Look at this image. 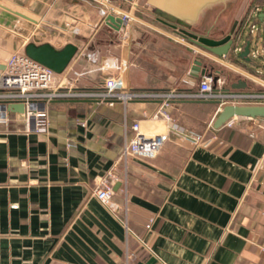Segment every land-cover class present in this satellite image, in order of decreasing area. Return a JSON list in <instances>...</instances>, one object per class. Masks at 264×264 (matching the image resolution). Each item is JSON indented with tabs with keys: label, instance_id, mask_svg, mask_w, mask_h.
<instances>
[{
	"label": "crops",
	"instance_id": "1",
	"mask_svg": "<svg viewBox=\"0 0 264 264\" xmlns=\"http://www.w3.org/2000/svg\"><path fill=\"white\" fill-rule=\"evenodd\" d=\"M21 1L0 4L36 22L0 7V68L33 39L78 47L55 76L64 88L93 90L114 74L90 63L95 53L125 63L134 90H192L202 69L212 75L218 64L231 70L217 80L222 90L264 93V34L254 70L239 56L215 58L147 7L127 32L102 22L95 0ZM201 14L192 29L212 36ZM41 25L57 33L43 39ZM155 109L153 102L53 101L47 127L28 132L20 114L8 113L0 122V264H264V119L234 117L215 129L218 105L175 102L166 112L176 128L158 155L124 157L133 121ZM103 178L113 185L108 206L94 194Z\"/></svg>",
	"mask_w": 264,
	"mask_h": 264
},
{
	"label": "built area",
	"instance_id": "2",
	"mask_svg": "<svg viewBox=\"0 0 264 264\" xmlns=\"http://www.w3.org/2000/svg\"><path fill=\"white\" fill-rule=\"evenodd\" d=\"M95 1L102 18L114 16L120 19L121 27L127 31L133 21L141 22L139 14L142 13L143 7L138 0H122L120 5H115L112 0ZM263 13V8L256 5L244 15L233 36L235 42L231 49L232 55L238 56L243 51L241 36L247 32L251 41L248 56L252 60L260 58L257 43L261 34H264V20L261 21L259 18ZM92 61L96 62L94 58ZM98 65L102 69L114 71V74L102 78L96 89L82 90L73 86L64 88L55 83L56 74L53 71L31 60L23 52H13L7 58L4 70L0 71V108L11 104H22L24 112L20 116L23 118L25 131L28 132L42 131L47 127L46 106L53 101H97L108 105L120 103L123 106L131 102H153L156 104L153 113H143L142 118L133 121L129 140L123 149L124 157L153 159L167 142L170 132L175 131L176 127L171 124L172 119L166 112V109L175 102L218 101L219 109L229 104L264 105V93L222 90L218 85L219 81L214 80L212 75H204L198 86L192 90L177 88L166 91L134 90L127 85L124 75L125 63H116L104 58L98 61ZM215 82L217 88L214 87ZM7 114V111L0 109V122L8 121ZM233 119L225 125L232 126ZM160 124L163 125L162 129L157 128ZM188 138L194 145L201 143L199 136ZM94 194L102 204L110 205L114 195L111 179H101Z\"/></svg>",
	"mask_w": 264,
	"mask_h": 264
},
{
	"label": "water",
	"instance_id": "3",
	"mask_svg": "<svg viewBox=\"0 0 264 264\" xmlns=\"http://www.w3.org/2000/svg\"><path fill=\"white\" fill-rule=\"evenodd\" d=\"M225 1L228 0H145V4L153 10V14L160 23L176 30L180 33V35L195 41L209 54L215 56V58H221L226 57L229 53H231L232 46L235 42L234 38H224L221 40L223 41L221 43L206 37L201 40V37L195 33L192 28L204 9ZM0 7L27 21L36 22L34 19L21 12L15 11L1 4ZM259 18L263 21L264 13L261 14ZM106 24L119 28L121 27L120 19H117L114 16H108ZM242 37L243 36H241V38ZM250 47L251 41L250 39H247L244 43L243 51L238 54L239 58L243 59L247 63H253V60L248 56ZM77 51L78 47L73 43H67L62 48L57 49L50 43L36 44L34 42H28L23 48V53L28 58L50 69L56 75L62 74L67 69ZM130 59L131 53L128 57V61H130ZM201 65V61L195 60L193 62V69L196 70ZM262 67L264 69V64ZM0 69L4 70V67H1ZM201 74L211 75V73H207L206 66L202 69ZM214 80H216V77ZM242 84L244 85V83ZM208 103L219 105L218 101H208ZM0 109L7 111L8 113L22 114L24 112V106L22 104H11L6 107L1 106ZM234 117L264 119V105H224L219 110V113L213 123V127L218 129Z\"/></svg>",
	"mask_w": 264,
	"mask_h": 264
},
{
	"label": "rangeland",
	"instance_id": "4",
	"mask_svg": "<svg viewBox=\"0 0 264 264\" xmlns=\"http://www.w3.org/2000/svg\"><path fill=\"white\" fill-rule=\"evenodd\" d=\"M5 0H0V2H3ZM253 1L255 3H253ZM28 0H22L21 3H27ZM249 2V5L247 6ZM145 3V0H141V2L139 3L140 6L144 7V8H149ZM264 4V0H228L225 2H221V3H217L215 5H212L208 8H206L203 13L201 14V23L204 22L206 23V28L209 26H211L210 29V35L214 36V37H221L220 39H215L212 36L206 35L204 32H206V30L203 29H199L198 31L200 32V37L201 40H203L202 38H209V39H213L216 41H219L220 43L223 42L221 40H223L224 38L229 39L231 37H233L236 34V31L239 27V23L244 19V15L246 13H248L249 11H251L253 9L254 6H262ZM150 11L153 12V10L151 8H149ZM244 12L243 17L241 16L242 13ZM97 13H98V17L102 20V22L107 21V19H104L100 16L98 8H97ZM141 22H142V17H145V13H140L139 14ZM198 29V27H196ZM26 30V29H25ZM121 30H125V29H121ZM27 31V30H26ZM127 31V30H125ZM76 32V30H72L71 33L74 35V33ZM128 32V31H127ZM203 32V33H201ZM37 35L39 37H42L43 39L53 36L55 35L57 32H51L50 29H48L46 26L41 25V27L39 28V30H37ZM122 33V32H121ZM245 34H247V32H245ZM124 33L121 34V37H123ZM30 36V35H29ZM120 37V38H121ZM30 38V37H29ZM30 39L28 42H32ZM103 50H105L103 48ZM17 52V51H15ZM229 55H232V53H229ZM234 56V55H233ZM98 56L95 55V53H90L88 54V60L90 61L91 64H98ZM92 58H94L96 60V62L92 61ZM258 59H256L255 61H257ZM95 64V65H96ZM250 65L252 66V68L254 70L260 69L258 68L256 65H254V63H250ZM99 66V65H98ZM213 68L215 70H217L218 72H213V74L216 76L217 80L220 77V74L224 73L225 75L231 73V70L226 66H220L218 64H215V66L213 65ZM220 71V72H219ZM212 74V75H213ZM213 75V76H214ZM107 77V75L105 76ZM104 78V77H103ZM201 143H202V139H201Z\"/></svg>",
	"mask_w": 264,
	"mask_h": 264
}]
</instances>
